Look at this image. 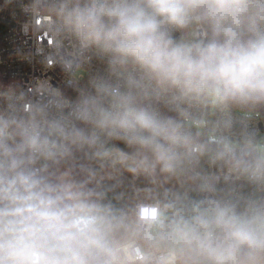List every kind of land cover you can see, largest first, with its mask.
I'll list each match as a JSON object with an SVG mask.
<instances>
[{"label":"clouds","instance_id":"obj_1","mask_svg":"<svg viewBox=\"0 0 264 264\" xmlns=\"http://www.w3.org/2000/svg\"><path fill=\"white\" fill-rule=\"evenodd\" d=\"M43 7L76 49L28 110L4 94L0 264H264V137L206 121L264 108V0Z\"/></svg>","mask_w":264,"mask_h":264},{"label":"built area","instance_id":"obj_2","mask_svg":"<svg viewBox=\"0 0 264 264\" xmlns=\"http://www.w3.org/2000/svg\"><path fill=\"white\" fill-rule=\"evenodd\" d=\"M43 3L44 0H0V107L6 106L4 94L11 92L28 110L52 88L63 87L69 78L61 58L74 52L76 44L69 36L54 34L55 17L44 9ZM89 55L91 61L85 66V73L101 70L103 62L94 54ZM83 78L87 79V75ZM227 119L251 124L263 137L260 113L246 115L232 108L206 117L210 122ZM210 170L219 171L215 166Z\"/></svg>","mask_w":264,"mask_h":264},{"label":"trees","instance_id":"obj_3","mask_svg":"<svg viewBox=\"0 0 264 264\" xmlns=\"http://www.w3.org/2000/svg\"><path fill=\"white\" fill-rule=\"evenodd\" d=\"M233 109H235L236 111L238 112H241V113H260L261 116H262V120L264 122V108H256V109H241V108H236L234 107Z\"/></svg>","mask_w":264,"mask_h":264},{"label":"rangeland","instance_id":"obj_4","mask_svg":"<svg viewBox=\"0 0 264 264\" xmlns=\"http://www.w3.org/2000/svg\"><path fill=\"white\" fill-rule=\"evenodd\" d=\"M239 113H241V112H239ZM241 114H246V115H254V113H241ZM263 137H264V134H263Z\"/></svg>","mask_w":264,"mask_h":264},{"label":"water","instance_id":"obj_5","mask_svg":"<svg viewBox=\"0 0 264 264\" xmlns=\"http://www.w3.org/2000/svg\"><path fill=\"white\" fill-rule=\"evenodd\" d=\"M262 131L264 132V123L260 124Z\"/></svg>","mask_w":264,"mask_h":264}]
</instances>
